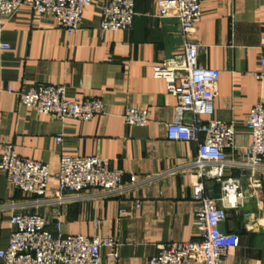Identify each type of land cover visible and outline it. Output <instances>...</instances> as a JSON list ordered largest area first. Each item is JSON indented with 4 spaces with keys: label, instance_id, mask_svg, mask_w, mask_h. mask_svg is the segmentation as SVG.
<instances>
[{
    "label": "crops",
    "instance_id": "1",
    "mask_svg": "<svg viewBox=\"0 0 264 264\" xmlns=\"http://www.w3.org/2000/svg\"><path fill=\"white\" fill-rule=\"evenodd\" d=\"M92 1L73 35L28 7L6 21L3 41L11 48L0 51V162L3 147L12 144L22 158L47 164L52 179L49 194L39 198L15 189L0 171V250L8 248L15 230L12 216L38 214L53 220L59 215L66 235L121 243L117 258L104 250V264H147L160 245L199 239L197 179L189 166L198 156V144L167 138L166 125L176 121L178 100L153 77L154 66L179 54L183 40L178 22L163 13L166 0H134L138 16L133 28L106 33L101 30L104 0ZM202 1L196 31L199 62L221 72L212 119L234 122L236 149L228 151L226 176L240 179L247 197L244 207L227 209L222 229L237 234L241 244L223 264H264V164L254 170L244 166L252 142L245 122L264 103V79L257 78L264 0ZM39 84L65 86L70 99L99 98L105 114L88 122L40 115L14 95ZM127 107L148 110V124L127 126ZM184 120L191 121L192 114ZM60 136L62 146L56 144ZM63 152L108 159L114 169L126 172V184L131 185L132 176L137 183L119 196L88 190L59 201L55 176ZM222 189L218 182L207 183L210 197L219 200Z\"/></svg>",
    "mask_w": 264,
    "mask_h": 264
},
{
    "label": "built area",
    "instance_id": "2",
    "mask_svg": "<svg viewBox=\"0 0 264 264\" xmlns=\"http://www.w3.org/2000/svg\"><path fill=\"white\" fill-rule=\"evenodd\" d=\"M166 1L168 7L163 13L178 22L182 50L157 63L153 77L163 81L166 92L178 100L176 121L166 125L167 138L174 142L198 144V156L189 166L197 179L193 189L194 201L198 204L195 226L199 239L160 245L157 254L147 264H223L230 251L241 244L237 234L225 233L222 229L227 209L244 207L247 201L241 180L226 176L230 166L228 151L236 149V129L234 122L212 119L221 72L199 62L201 45L196 40V31L203 17V1ZM92 4V0H0V51L11 48L3 41L5 24L22 7L30 8L37 16L52 17L57 27L73 35ZM101 7L103 33L133 28L138 16L134 0H104ZM260 68L257 78L263 80L264 40ZM14 95L22 106L61 121L88 122L104 115L106 109L99 98L70 99L68 88L60 85L24 87ZM187 113L192 114L189 122L184 120ZM123 117L127 126L144 127L149 122L150 112L127 107ZM245 125L251 131L252 142L245 150L244 166L254 170L264 164L263 102L255 106ZM201 136L205 138L203 141ZM63 143L62 136L56 139L58 146ZM0 171L15 189L26 196L46 198L49 194L50 167L22 158L12 144L3 147ZM125 176L126 172L114 169L108 159L63 152L55 176L59 187L54 195L59 201L63 196L73 197L88 190L119 196L137 183V177L132 176L129 186ZM209 182L222 184L223 196L219 200L207 195ZM11 223L15 230L10 236L9 246L0 250L4 264H104V250L110 251V257L117 258L121 247L114 238L66 235L59 215L51 220L38 214H19L11 217Z\"/></svg>",
    "mask_w": 264,
    "mask_h": 264
}]
</instances>
